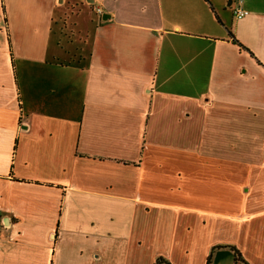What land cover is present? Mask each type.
Returning a JSON list of instances; mask_svg holds the SVG:
<instances>
[{"label":"crops","instance_id":"0c3cea01","mask_svg":"<svg viewBox=\"0 0 264 264\" xmlns=\"http://www.w3.org/2000/svg\"><path fill=\"white\" fill-rule=\"evenodd\" d=\"M226 246L264 264V0H0V264Z\"/></svg>","mask_w":264,"mask_h":264},{"label":"trees","instance_id":"16d2710c","mask_svg":"<svg viewBox=\"0 0 264 264\" xmlns=\"http://www.w3.org/2000/svg\"><path fill=\"white\" fill-rule=\"evenodd\" d=\"M233 41L240 45L242 48L243 46L233 37ZM228 247L229 249L232 250V252L234 253L235 255V260L237 262L241 261L243 262L244 264H250L241 254V252L234 246H226ZM212 258H213V254H211L209 257H208V261H207V264H212ZM156 264H170L168 261H166L163 257H159L157 260H156Z\"/></svg>","mask_w":264,"mask_h":264},{"label":"built area","instance_id":"2783aa9c","mask_svg":"<svg viewBox=\"0 0 264 264\" xmlns=\"http://www.w3.org/2000/svg\"><path fill=\"white\" fill-rule=\"evenodd\" d=\"M237 1H238V4L242 3V0H237ZM99 12L101 13L100 10ZM234 13L237 18H244L245 16L249 14L248 11L244 10L240 5L235 8Z\"/></svg>","mask_w":264,"mask_h":264},{"label":"water","instance_id":"95a60500","mask_svg":"<svg viewBox=\"0 0 264 264\" xmlns=\"http://www.w3.org/2000/svg\"><path fill=\"white\" fill-rule=\"evenodd\" d=\"M91 1V0H90ZM106 19V18H105Z\"/></svg>","mask_w":264,"mask_h":264}]
</instances>
